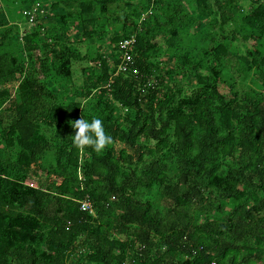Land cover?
<instances>
[{"label":"trees","instance_id":"obj_1","mask_svg":"<svg viewBox=\"0 0 264 264\" xmlns=\"http://www.w3.org/2000/svg\"><path fill=\"white\" fill-rule=\"evenodd\" d=\"M0 1L48 8L35 26L22 10L21 25L0 3V139L21 146L12 158L0 141V264H69L72 255L78 264H264V97L244 84L256 68L264 86V0H251L250 14L240 0H215L217 9L210 0H128L126 14L119 0ZM56 11L63 28L90 24L86 34L110 38L109 54L90 58L69 103L59 76L71 79L73 59L83 56L48 35ZM183 32L203 46L199 54L183 49ZM239 35L253 43L236 80L231 43ZM126 52L132 63L123 67ZM165 58L189 69L187 94L160 88L176 80ZM83 117L102 119L112 137L102 151L73 143L69 121ZM41 123L57 129L56 145ZM144 189H157L167 205L159 209ZM214 194L232 201V212L197 224L192 205L215 206ZM86 198L94 213L82 209Z\"/></svg>","mask_w":264,"mask_h":264},{"label":"rangeland","instance_id":"obj_2","mask_svg":"<svg viewBox=\"0 0 264 264\" xmlns=\"http://www.w3.org/2000/svg\"><path fill=\"white\" fill-rule=\"evenodd\" d=\"M29 2H32L33 0H28ZM121 1L120 6L123 8L122 11L124 12L123 14L126 13H131V6H129L128 4H126L124 1H128V0H119ZM212 3V6H214L216 9V4H215V0H210ZM80 1H76L75 4L76 6H79ZM140 0H131V5L132 7H135L137 3H139ZM0 3L2 4V8L1 10L6 12V15L8 16L9 20L11 21V23H18L21 25H24V21L22 19V10L25 6V4H23L21 1H15L13 2V4H5L3 6V3L0 1ZM12 3V2H11ZM141 4L138 5L139 10H141L140 7ZM257 4L252 2L251 0H240V6L241 9L243 8L244 13L243 14H250L251 9L255 8ZM198 9L196 2L193 3V5L191 6V11L192 12H196ZM52 10V9H51ZM97 13H99V15L101 16V12L99 7L97 8ZM242 11V10H241ZM58 12V15L56 16L55 14L53 16H48L47 18V22L51 27L50 33L48 34L51 37H58V40L60 41L61 46L65 47V46H69L73 51L77 54H80L81 56H83L80 59H73V64H72V70H73V77L71 79L68 80V78L64 77V76H59L61 83H65V86L67 85V94L64 95L62 97L63 101L65 103H69L70 101L75 100L76 95L73 93V90L75 88H78L77 93L81 90L86 74L84 73L83 69L84 67H91L93 66V62L90 58H93L95 56L100 55H108L106 52L107 49H105V47H107V45L110 42V38H99L97 36L93 37L90 36L89 34L85 33V30H91L92 29V25L90 24H83V26H77L76 22L74 23H70V26L63 28V22L61 21V15L63 12L62 11H56ZM78 25H82L81 23ZM240 25L242 27H246L245 29L249 32V29L247 28V25H245V22L242 20L240 21ZM197 26H202L201 23H199ZM234 27V25L231 23L230 27H227L226 30L229 31ZM121 30V29H120ZM121 32L123 33V30H121ZM227 33V32H226ZM184 35V32H183ZM165 37L168 36V33L164 35ZM182 40H183V49L187 50L188 48L192 47L193 49H195L197 51V53L199 54V50L202 51L203 46H201L200 48L197 45H193L195 44L193 39H191V37L189 38L188 36L184 35L182 36ZM253 42H249L248 39L244 36L239 35L238 40L234 41L231 43V47L234 50V55L231 60H230V72L231 74H233L234 77H236V80L238 79L237 75H235L237 73V70L240 67V63L238 61V59L241 57V55L244 54L245 52V48L247 46L250 47V45ZM202 44V43H200ZM117 44L112 45L110 44V50H108V52L111 53V51H116ZM207 48L209 47L208 45L206 46ZM259 50L264 54V40H262V42L259 45ZM85 56H87L86 58H84ZM19 57H25L24 56V52H22ZM165 62L170 65V67H172L173 71H172V75L175 77V84L171 81V79L166 78L164 80V82L162 83L161 87L162 89H164L165 91H169L171 92L172 90H184V93H188L189 91L192 90V86H193V82H195L194 78L190 75L189 69H183L182 70V65H180L181 67H174L172 60L170 61L169 58H165ZM174 67V68H173ZM254 69H250L248 72V75L250 76V78L246 81H244V84H251L252 87H254L257 90H260L261 94L264 97V86H263V82L259 79L258 77V72ZM160 72V71H159ZM228 80V82L230 81L228 79V77L226 78ZM231 80L233 81L232 77ZM241 83V85H240ZM243 84V79L240 78L239 80V87L242 88L243 90H246V86H244ZM61 86V85H59ZM64 86V87H65ZM64 87H60L61 89ZM79 94V93H78ZM90 100V98L88 99ZM124 110H117L116 112V116H118L119 118H121L124 121ZM42 126V129H45L44 133L46 134V136L48 137V139H50L53 143L52 146L56 145L57 143H55L57 141L56 134H57V129H49V127H47L44 123L40 124ZM1 144L2 147H5L6 142L4 140H1ZM17 142V141H16ZM19 148H21V146L18 143H15L14 145L5 147V149L8 151V154H10V156L12 158H16L18 156V151ZM4 156V155H3ZM79 172V175L82 176V168L79 167L77 169V173ZM144 198L146 199H150L154 202L157 201L156 206H158L159 209H162L163 207H165V205H167V203L165 202L166 200L164 198H160L159 197V193L158 190H145L144 189ZM212 200L213 202H215V206H210L208 203L206 202H197L194 205H192L191 207V212L194 215L195 219L194 221L197 224H207V223H214L215 221H220V222H225L227 217L230 215V213L233 210V203L232 201H227L225 200V198H222L220 195H217L216 198V194H214L212 196ZM221 206V208L219 209L218 206ZM205 208V209H204ZM77 257L74 255H72V257H70L69 259V264H78V261L76 259ZM80 264V263H79Z\"/></svg>","mask_w":264,"mask_h":264},{"label":"clouds","instance_id":"obj_3","mask_svg":"<svg viewBox=\"0 0 264 264\" xmlns=\"http://www.w3.org/2000/svg\"><path fill=\"white\" fill-rule=\"evenodd\" d=\"M69 122L76 130L72 136L73 143L78 147L92 145L96 151H102L112 142V137L105 131L103 121L99 117L91 120L83 117Z\"/></svg>","mask_w":264,"mask_h":264},{"label":"built area","instance_id":"obj_4","mask_svg":"<svg viewBox=\"0 0 264 264\" xmlns=\"http://www.w3.org/2000/svg\"><path fill=\"white\" fill-rule=\"evenodd\" d=\"M48 10L47 6L44 3L37 2L32 8L25 9L23 11V14L28 21V23L31 26H35L38 22V18L41 15H45L46 11ZM147 14H144L143 17H146ZM134 42V38L132 39H126L122 42L123 47H128ZM124 61L122 62L123 67H128L131 63V56L128 54V52L124 53L123 55ZM82 209L90 211L91 213H94V208L92 202L89 200V198H86L85 200L81 201ZM168 264V263H164ZM213 264H216L215 262Z\"/></svg>","mask_w":264,"mask_h":264}]
</instances>
